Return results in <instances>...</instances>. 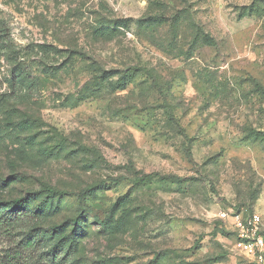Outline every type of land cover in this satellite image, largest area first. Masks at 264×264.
Returning a JSON list of instances; mask_svg holds the SVG:
<instances>
[{
  "label": "rangeland",
  "instance_id": "obj_1",
  "mask_svg": "<svg viewBox=\"0 0 264 264\" xmlns=\"http://www.w3.org/2000/svg\"><path fill=\"white\" fill-rule=\"evenodd\" d=\"M222 212L264 215V0H0V264H251Z\"/></svg>",
  "mask_w": 264,
  "mask_h": 264
},
{
  "label": "built area",
  "instance_id": "obj_2",
  "mask_svg": "<svg viewBox=\"0 0 264 264\" xmlns=\"http://www.w3.org/2000/svg\"><path fill=\"white\" fill-rule=\"evenodd\" d=\"M220 215L225 219L232 217L240 253L251 264H264V215L258 212L247 216L239 213L230 215L227 212Z\"/></svg>",
  "mask_w": 264,
  "mask_h": 264
},
{
  "label": "trees",
  "instance_id": "obj_3",
  "mask_svg": "<svg viewBox=\"0 0 264 264\" xmlns=\"http://www.w3.org/2000/svg\"><path fill=\"white\" fill-rule=\"evenodd\" d=\"M49 190L54 191L52 189H49ZM7 204H11L13 206L11 210H8V213L11 214V216H9V218L20 219V218L26 216V213L24 212L25 207H26V202L24 199H16V200L9 202ZM2 217H4V214L2 215ZM66 227H68L67 223H63V224H60L58 226H55L54 227V233L64 232L66 230ZM73 231L75 233H80L82 230L78 226H75ZM61 241L62 240L60 239L58 241V243H56L54 245V247L51 249V251L54 252L55 254H57V251H59L61 249V246H60V244L62 243ZM32 243L33 242H31L30 245H32ZM54 258H55V256H54ZM2 264H18V263H15L13 259H5V260H3Z\"/></svg>",
  "mask_w": 264,
  "mask_h": 264
}]
</instances>
